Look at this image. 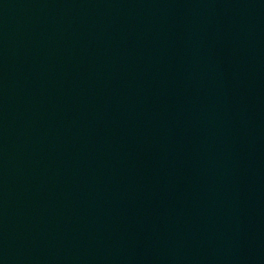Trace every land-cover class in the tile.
<instances>
[{"label": "water", "instance_id": "95a60500", "mask_svg": "<svg viewBox=\"0 0 264 264\" xmlns=\"http://www.w3.org/2000/svg\"><path fill=\"white\" fill-rule=\"evenodd\" d=\"M0 264H264V0H0Z\"/></svg>", "mask_w": 264, "mask_h": 264}]
</instances>
